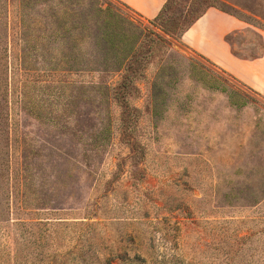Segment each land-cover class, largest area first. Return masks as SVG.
I'll list each match as a JSON object with an SVG mask.
<instances>
[{
	"label": "rangeland",
	"instance_id": "374dc122",
	"mask_svg": "<svg viewBox=\"0 0 264 264\" xmlns=\"http://www.w3.org/2000/svg\"><path fill=\"white\" fill-rule=\"evenodd\" d=\"M209 8L260 55L264 0H0V264H264V97L181 42Z\"/></svg>",
	"mask_w": 264,
	"mask_h": 264
},
{
	"label": "crops",
	"instance_id": "0c3cea01",
	"mask_svg": "<svg viewBox=\"0 0 264 264\" xmlns=\"http://www.w3.org/2000/svg\"><path fill=\"white\" fill-rule=\"evenodd\" d=\"M118 1L143 19L154 20L169 0ZM248 29H252L251 26L238 17L209 8L182 34L181 42L193 53L264 97V31L255 30L261 38L262 51L254 58L237 52L230 41L231 37Z\"/></svg>",
	"mask_w": 264,
	"mask_h": 264
},
{
	"label": "trees",
	"instance_id": "16d2710c",
	"mask_svg": "<svg viewBox=\"0 0 264 264\" xmlns=\"http://www.w3.org/2000/svg\"><path fill=\"white\" fill-rule=\"evenodd\" d=\"M117 2H119L118 0H116ZM171 1L172 0H169L168 1V3L164 6V8L162 9V11H161V13L159 14V16L156 18V19H154L153 21H159V20H161V19H163V17H164V15H165V13L168 11V9H169V7H170V4H171ZM120 3V2H119ZM26 4H29V2L28 3H25V5ZM120 4H122V3H120ZM123 5V4H122ZM125 6V5H124ZM127 7V6H126ZM127 8H129V7H127ZM130 9V8H129ZM223 11V10H222ZM197 20V19H196ZM195 20V21H196ZM194 21V22H195ZM193 22V23H194ZM26 23V25H28V27H27V29H31V28H33V26H36L37 25V21H35V20H33V19H29V22H25ZM192 23V24H193ZM191 24V25H192ZM190 25V26H191ZM24 26H25V24H24ZM36 35L37 34H34V35H30L29 36V38L30 39H32L31 41H32V47L35 49V50H37V48L36 47H38V48H40V45H39V39H38V43L37 42H35V39H36ZM54 35V34H53ZM41 39H43L42 38V35L40 34V36H39ZM29 45H31V42H30V44ZM2 49V52H1V54H3L4 53V51H5V53H6V55H7V49L8 48H1ZM237 55H239V54H237ZM250 57H252V58H254V57H257V55L256 56H250ZM3 59V58H2ZM2 59H1V62H2ZM131 60H128V69L127 70H124L125 72H129V70L131 69V67H133V65L134 64H129V62H130ZM207 61V60H206ZM210 63V62H209ZM211 64V63H210ZM2 65V64H1ZM213 65V64H212ZM214 66V65H213ZM127 67V66H126ZM1 69H3L2 67H1ZM2 74H3V71H2ZM2 76V75H1ZM4 77V76H3ZM131 74H130V76H129V79L131 80ZM4 79V78H3ZM127 79V75H125V78H124V80H126ZM132 81V80H131ZM0 97H2V99L1 100H4V101H6L7 103H9V93H8V85L6 84V82H3V80L1 79L0 80ZM0 100V107L2 108L3 107V103H2V101ZM7 106V105H6ZM1 116H4V114H1ZM8 116V115H7ZM1 177H4L3 176V174L1 175Z\"/></svg>",
	"mask_w": 264,
	"mask_h": 264
}]
</instances>
